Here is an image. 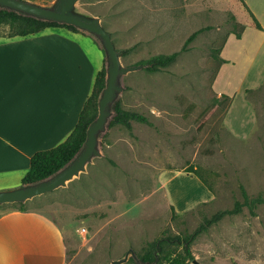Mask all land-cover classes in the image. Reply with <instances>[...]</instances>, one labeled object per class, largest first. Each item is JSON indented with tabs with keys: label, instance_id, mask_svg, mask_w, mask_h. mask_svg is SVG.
<instances>
[{
	"label": "rangeland",
	"instance_id": "obj_1",
	"mask_svg": "<svg viewBox=\"0 0 264 264\" xmlns=\"http://www.w3.org/2000/svg\"><path fill=\"white\" fill-rule=\"evenodd\" d=\"M28 1L46 6L55 2ZM76 8L101 19L125 66L179 49L193 32L197 34L168 67L150 71L142 66L121 76L122 90L116 100L145 114L152 124L133 120L130 131L122 124L108 123L99 139L102 154L94 156L66 186L26 201L25 208L44 213L61 229L66 264H111L127 255L121 264H171L145 263L140 254L165 232H192L206 217L233 207L236 200L244 199L242 186L250 196L264 192V84L246 90L257 114L254 130L249 127L244 135L247 138L228 131L221 114L211 115L220 96L211 81L213 46L227 34L237 38L232 32L236 22L251 28V15L244 0H77ZM78 29L87 35L81 42L92 59L100 63L101 52L107 66L101 44ZM8 32V24L0 27V36ZM27 39L0 45V70H6L0 76L3 85L11 84V78L13 86L29 90H35L36 84L37 95L39 72L33 70L36 64H29L28 54L38 50L39 42L34 35ZM72 45V55L80 59L79 49ZM239 80V74L228 71L223 83L234 81L230 87H235ZM13 100L9 103L19 108ZM244 102L242 95L237 96L231 111L230 118L238 125L249 119ZM1 144L0 136V149ZM190 164L204 175L212 191L186 171ZM18 207L7 203L0 211ZM192 248L194 259L189 264H196L195 260L198 264H264V204L255 213L244 206L224 216L204 230Z\"/></svg>",
	"mask_w": 264,
	"mask_h": 264
},
{
	"label": "crops",
	"instance_id": "obj_2",
	"mask_svg": "<svg viewBox=\"0 0 264 264\" xmlns=\"http://www.w3.org/2000/svg\"><path fill=\"white\" fill-rule=\"evenodd\" d=\"M245 1L263 29L252 24L253 28L247 26L241 38L235 35L237 38L233 40V33L228 36L222 50L226 62L214 82L218 94L234 96L224 121L226 129L238 138H247V135L244 136L247 130L251 127L253 131L257 122L256 109L247 99L246 90L264 84V0ZM31 35L39 42V51L28 54L29 64H36L33 70L39 72V93L36 95V84L32 87L35 90H29L13 86L11 78V84L3 85L4 77L0 76V186L22 182L36 151L55 147L68 138L93 91L97 73L104 66L102 53L100 63H97L81 42L87 35L67 27H46L26 36H0V45L21 43L20 40H28ZM72 43L79 49L80 59L75 53L72 55ZM55 46H58L59 52ZM14 53L18 54V51ZM2 54L0 52V56ZM49 54L53 57L45 59ZM8 68L18 69L16 66ZM228 71L240 76L235 87H230L234 81L223 83ZM239 95L248 107L249 119L244 121L248 122L247 126L243 125L244 122L238 125L230 118ZM12 100L20 107L14 109L9 103ZM5 144L7 146L4 147ZM66 261L64 235L52 219L34 209L0 211V264H66Z\"/></svg>",
	"mask_w": 264,
	"mask_h": 264
},
{
	"label": "trees",
	"instance_id": "obj_3",
	"mask_svg": "<svg viewBox=\"0 0 264 264\" xmlns=\"http://www.w3.org/2000/svg\"><path fill=\"white\" fill-rule=\"evenodd\" d=\"M244 4L251 15L253 25L257 28L263 29L262 23L250 9L245 0ZM4 24L9 25L8 36H26L29 34H35L42 29L51 26L67 27L71 30L79 31V29L72 24L39 19L13 9L0 7V27ZM246 27L245 23L236 22L235 28L232 32H234L238 38H241ZM196 34L197 31L193 32L181 48L172 52L154 54L141 60L139 64H144L146 69L150 71H158L168 67L183 51L187 50V44L193 40ZM228 36L229 34L225 35L220 42L215 43L213 46L214 65L213 74L211 76L212 83L215 81L222 64L226 62V59L222 57L221 53ZM106 75L107 68L106 65H104L97 73L93 91L87 98L83 109L81 110L79 120L71 134L65 141L57 146L38 150L32 155L30 169L24 176L23 183H32L51 176L69 163L82 149L87 138L88 127L99 113V98L102 90L106 86ZM233 99V95L226 93L220 94V96L217 97L215 108L211 111V115L221 114L220 120L223 122ZM133 120L152 124L145 114L126 109L122 106L121 101L117 100L114 104V115L109 122L110 125L122 124L131 131L133 129ZM206 120H208L207 117ZM186 171L195 174L212 191L211 186L197 167L190 164L187 166ZM242 194L244 197L243 200H236L233 207L218 210L212 216L206 217L202 224L194 231L181 232L178 234H168L165 232L161 237L148 242L143 252L140 254L141 261L145 263L169 262L171 264H189L191 260L194 259L192 248L193 242L204 230L208 229L212 224L220 221L224 216L238 213L244 206H248L250 211L255 213V208L264 204V192L256 196H250L247 189L242 186ZM18 204L20 210L26 209V202H18ZM172 210L173 213L177 215L174 205H172Z\"/></svg>",
	"mask_w": 264,
	"mask_h": 264
},
{
	"label": "water",
	"instance_id": "obj_4",
	"mask_svg": "<svg viewBox=\"0 0 264 264\" xmlns=\"http://www.w3.org/2000/svg\"><path fill=\"white\" fill-rule=\"evenodd\" d=\"M76 2L77 0H55L51 6H46L28 0H0V7L13 9L39 19L72 24L90 33L101 44L108 58L106 86L99 98V113L88 127L87 138L82 149L69 163L45 179L0 189V205L26 202L51 192L66 186L70 180L85 171L93 157L102 154L99 146L100 134L107 129L110 118L113 116L112 107L117 101L118 93L122 90L121 76L144 66V64L123 65L121 51L118 50L111 32L103 25L99 17L78 11ZM127 259L128 255L125 258L113 260L111 264H121ZM195 263L198 264L196 260Z\"/></svg>",
	"mask_w": 264,
	"mask_h": 264
}]
</instances>
